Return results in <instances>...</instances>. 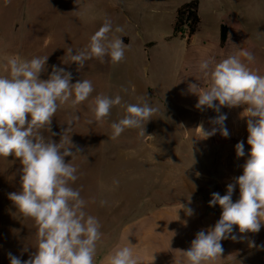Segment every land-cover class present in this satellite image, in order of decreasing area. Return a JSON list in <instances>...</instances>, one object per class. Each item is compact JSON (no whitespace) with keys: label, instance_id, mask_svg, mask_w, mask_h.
<instances>
[{"label":"rangeland","instance_id":"374dc122","mask_svg":"<svg viewBox=\"0 0 264 264\" xmlns=\"http://www.w3.org/2000/svg\"><path fill=\"white\" fill-rule=\"evenodd\" d=\"M192 2L197 5L198 31L190 38H172L177 9ZM105 19L113 28L109 36H119L127 45L124 61L112 64L109 57L103 63L93 58L78 70L75 63H69L67 49L73 54L84 49ZM219 24L235 36H246V49L254 56L251 67L264 75V0H0V75H6L8 56H49L41 79H47L55 65L71 72L72 83L87 79L93 84V93L77 109L60 107L51 129L60 133L73 115L79 116L69 135L80 153L66 161L78 169V179L71 186L80 190L87 202L85 211L101 224L103 239L95 263L114 246L121 224L155 206L199 194L208 197L218 190L211 182L226 177V172H211V163L195 154L203 150L199 153L209 159L213 141L181 138L183 111L175 102L174 90L182 55L218 38ZM118 26L122 32H115ZM98 94L122 97V104L114 106L101 122L94 120L91 111ZM145 100L157 109L144 126L145 134L141 129H126L112 140L111 124L126 115V105ZM187 126L193 129V121ZM42 134L51 138L47 131ZM52 139L59 142L60 135ZM215 143L225 145L226 141ZM21 168L14 156L0 157L2 264H10L9 253L22 261L29 259L37 246L34 221L8 199L9 193L20 191ZM102 200L107 202L103 206ZM250 256L235 264H264V249Z\"/></svg>","mask_w":264,"mask_h":264},{"label":"clouds","instance_id":"9594fccd","mask_svg":"<svg viewBox=\"0 0 264 264\" xmlns=\"http://www.w3.org/2000/svg\"><path fill=\"white\" fill-rule=\"evenodd\" d=\"M112 31L111 21L105 19L84 49L75 54L71 48L67 49L69 63H75L79 70L93 58L103 63L109 57L112 64L124 61L127 45L119 36L110 37ZM122 31L119 26L115 28V32ZM48 57L8 56L4 65L6 75H0V157L14 156L22 165L20 191L9 193L8 199L25 218L34 221L37 229V246L29 259L22 261L11 253L8 258L10 264H95L98 244L103 239L101 224L85 211L87 202L80 190L71 186L78 179V169L71 160L66 161V157L80 153L69 135L79 116L73 115L60 133L51 129L61 106L77 109L88 100L94 88L87 79L72 83L71 72L55 65L48 78L41 79ZM245 59L251 62L254 56L250 51L241 50L219 62L203 59L199 71L210 81L208 87L189 84L190 92L198 96L195 107L218 113L210 121L218 127L206 131L203 124L198 126L203 138L217 131L227 138V115L220 113L221 107L245 106L242 114L247 117L250 152L243 174L227 185L226 194H211L209 206L219 205L221 216L214 227L196 233L189 249L180 250L186 264H214L223 255L222 240L244 239L234 234V226H238L240 234L258 233L264 226V75L252 71ZM121 104L120 95H96L91 106L94 120L103 121L114 106ZM125 111L126 115L111 124L112 140L126 129H141V134H145L144 126L157 109L145 100L126 105ZM42 130L50 133L51 138L46 139ZM56 135H60L59 142L52 139ZM235 151L238 158L245 156L243 141L235 145ZM113 184L118 186L119 181L114 180ZM237 185L239 199L233 202ZM100 203L103 206L107 202ZM180 209L188 216L193 215L190 207L181 204ZM249 247L257 245L249 241ZM259 247L264 249V245ZM105 259L107 264H141L140 257L127 245L114 248Z\"/></svg>","mask_w":264,"mask_h":264},{"label":"crops","instance_id":"0c3cea01","mask_svg":"<svg viewBox=\"0 0 264 264\" xmlns=\"http://www.w3.org/2000/svg\"><path fill=\"white\" fill-rule=\"evenodd\" d=\"M221 25L219 24V27ZM226 28L227 38L222 48L218 36L211 43L204 41L191 47L182 55L181 70L174 80L175 102L183 111L179 118L183 130L180 136L184 140L213 141L209 159L206 160L203 153H199L203 150L198 149V151L196 150L198 153L195 154L197 157L200 156L202 162L211 163V172H226L225 178L218 176L214 180V184L211 182L212 186L218 189L217 192L221 196L226 194L227 185L234 183L235 178L243 174V165L250 152V146L247 144V117L242 114L245 106L221 107L220 113L227 115L225 121L229 132L227 138L223 137L219 131L209 138H203L198 126L203 124L206 131L218 127L210 122L218 113L208 108L204 110L197 109L195 105L198 102V96L190 92L189 84L197 83L204 89L208 87L210 81L203 77L199 71V64L203 59L211 58L215 62H219L230 55L239 53L241 50H247L246 36L244 34L235 36L229 27L226 26ZM244 62L252 71L263 75L251 67V62L246 59ZM192 121L193 129L188 130L187 125ZM224 140L226 141L225 145L215 143V141ZM241 141L244 142L245 156L238 158L235 145ZM232 199L233 202L239 199L238 185ZM210 200L211 194L208 197L199 194L176 204L155 206L125 224H121L114 246L101 256L95 264H107L106 256L114 248L125 245L133 248L134 254L140 257L141 264H186L180 250L186 251L189 249L196 233L214 227L221 216L222 209L220 206L210 207ZM181 204L190 207L193 210V215H186L185 211L180 209ZM234 234L238 237L243 236L244 239L241 241H233L231 238L222 240L224 252L222 257L214 264H235L236 261L245 256L251 257L250 255L253 252L260 249L259 246L264 245V226L261 227L258 233L245 234H240L238 226H234ZM249 241H254L257 247H249ZM129 242L131 245H129ZM0 264L2 263L0 262Z\"/></svg>","mask_w":264,"mask_h":264},{"label":"trees","instance_id":"16d2710c","mask_svg":"<svg viewBox=\"0 0 264 264\" xmlns=\"http://www.w3.org/2000/svg\"><path fill=\"white\" fill-rule=\"evenodd\" d=\"M196 2L184 4L177 9L173 26L172 38H190L198 31L199 19L197 17ZM227 28L221 25L219 28V44L222 48L226 42Z\"/></svg>","mask_w":264,"mask_h":264}]
</instances>
